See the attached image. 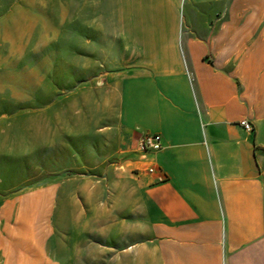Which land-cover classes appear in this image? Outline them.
<instances>
[{"label":"crops","instance_id":"1","mask_svg":"<svg viewBox=\"0 0 264 264\" xmlns=\"http://www.w3.org/2000/svg\"><path fill=\"white\" fill-rule=\"evenodd\" d=\"M107 18L120 144L162 149L103 156L75 189L106 200L73 216L61 180L0 201V264H264V0H107Z\"/></svg>","mask_w":264,"mask_h":264},{"label":"rangeland","instance_id":"2","mask_svg":"<svg viewBox=\"0 0 264 264\" xmlns=\"http://www.w3.org/2000/svg\"><path fill=\"white\" fill-rule=\"evenodd\" d=\"M112 25L107 0H0V201L59 180L68 216L76 200H106L75 181L100 171L103 156L120 169L138 147L117 130Z\"/></svg>","mask_w":264,"mask_h":264},{"label":"built area","instance_id":"3","mask_svg":"<svg viewBox=\"0 0 264 264\" xmlns=\"http://www.w3.org/2000/svg\"><path fill=\"white\" fill-rule=\"evenodd\" d=\"M240 124L246 131H252L250 122L243 120ZM137 149L142 153L160 151L162 149L161 136L159 134L150 133L142 135L138 141Z\"/></svg>","mask_w":264,"mask_h":264}]
</instances>
